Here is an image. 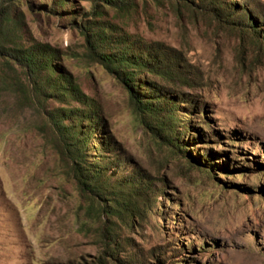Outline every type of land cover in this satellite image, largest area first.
<instances>
[{
    "label": "rangeland",
    "instance_id": "rangeland-1",
    "mask_svg": "<svg viewBox=\"0 0 264 264\" xmlns=\"http://www.w3.org/2000/svg\"><path fill=\"white\" fill-rule=\"evenodd\" d=\"M99 5L93 21L125 45L114 52L147 59L161 47L180 62V76L135 77L153 103L176 104L173 129L144 124L128 87L91 60L81 26L92 0H14L17 44L55 51L57 72L87 101L28 102L15 91V80L29 85L24 73L0 56V264H264V0ZM232 8L235 19L251 12L256 27L226 20ZM69 109L100 124L86 161L106 163L96 147L109 141L105 155L119 164L111 184L139 174L148 185L120 200L123 214L101 217L79 191L72 148L49 120Z\"/></svg>",
    "mask_w": 264,
    "mask_h": 264
},
{
    "label": "trees",
    "instance_id": "trees-1",
    "mask_svg": "<svg viewBox=\"0 0 264 264\" xmlns=\"http://www.w3.org/2000/svg\"><path fill=\"white\" fill-rule=\"evenodd\" d=\"M13 1L0 0V56L7 58L4 59L6 61L4 62L5 65L10 66V63L13 62L15 66L19 67L29 83L26 86L20 79L15 80V91L28 102L30 100V102L37 103L40 106H44L52 97L56 98L58 102L72 100L86 104L87 100L81 95L77 86L72 84L70 77L67 74L57 72L54 63L56 61L55 51L47 45L38 43L27 47L17 44L19 39L18 23L11 16V3ZM153 1L158 2L159 0ZM101 2L109 8L125 12L133 6V0H92L90 13L92 21H86L81 26L83 36L89 46L88 52L91 60L103 66L128 87L134 99L133 104H135L136 110L147 116L144 124L147 126L153 124L158 131L167 130L169 132L173 129L172 122L175 118L174 108L176 104L167 102V99L163 96L157 98V100L154 98L156 103H153V101H150L152 99H148L141 92V85L136 84L135 77L141 75L144 70H148L157 76H163V70L180 76L182 73L180 72V62L177 57L165 53V49L161 47L151 50V54H147V59H143L142 56L128 55L127 49L114 52L117 46L125 47V45H119L116 41L117 38L112 37L113 27L111 25H100L97 21H93V19L101 18V11L99 10ZM232 9L225 19L231 20L232 18L234 24L244 29L256 27L257 20L251 12H246L245 15L242 14L241 17L235 19L233 14L237 9ZM239 9L243 12L245 6ZM4 39L11 44V47L2 46ZM162 101L166 102V105H163ZM77 112L70 109L61 110L57 114L51 113L49 120L58 137L64 142H69L67 146L72 148L70 151L73 160L71 172L79 191L88 196V200L92 202L90 205L91 210L94 206H97L95 211H98V214L100 212L101 217L105 216L110 219L115 217V214H123L118 208L120 200L140 199L142 197V194L146 192L144 189L145 181L139 174H133L125 177L118 184H111L107 172L113 167L118 168L119 164L115 159L112 161L110 157L105 155L106 151L112 149L109 141L104 144L101 143L102 145L99 143L96 147V150L100 154L102 153V158L106 160V163L96 162L94 159L91 162L85 160L84 152L89 147L93 132L100 124L97 123L98 119L94 112H81L80 114ZM66 118L71 119L69 125L64 123ZM150 121L155 123H150ZM83 122H87V125L83 126ZM147 187L146 184L145 188ZM107 201H109L108 205L102 204V202ZM110 243L111 246L114 245L112 240H110ZM113 250H116V248ZM111 254L113 255V251Z\"/></svg>",
    "mask_w": 264,
    "mask_h": 264
}]
</instances>
